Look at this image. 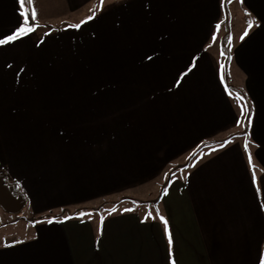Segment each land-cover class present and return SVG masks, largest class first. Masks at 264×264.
Segmentation results:
<instances>
[{"label":"crops","instance_id":"crops-1","mask_svg":"<svg viewBox=\"0 0 264 264\" xmlns=\"http://www.w3.org/2000/svg\"><path fill=\"white\" fill-rule=\"evenodd\" d=\"M99 2L101 0H32L30 10L34 8L37 13L32 25L35 30L12 42L0 44V175L13 184L24 199L27 194L34 213L44 214L48 211L82 207L84 201L47 205L50 197L44 196L43 192L48 191L44 187L49 188V179L56 191L80 185L83 177L79 174L76 183L71 185L67 180L70 172H79V163L85 168L93 169L91 181H96V184H102L111 177L117 178L120 174H132L135 166L145 164L147 158L153 160L150 156L154 140L159 138L161 132H166L168 137L173 138L168 145L184 146L168 156L167 160H176L182 154L189 153L196 145H212L205 150L208 157L197 166L198 171H201L199 178L203 175L207 179L205 171H213L210 177L217 185L216 191L220 193L214 201L224 203L223 212L225 208L228 210L224 213L225 216L229 220H239L240 225L237 223L234 231L224 234V221L220 220L215 226H209L203 221L201 210L196 207L198 199H203L200 197L202 184L189 183L196 176L191 174L187 181L176 178L165 183L160 200L155 204L146 206L143 200L128 197L127 201L131 200L129 203H137L136 206L140 204L145 213L134 210L132 205V209L102 214L99 218H93V221L86 217L61 218L60 213H56L40 221L30 222L31 230L28 235L9 237L7 243H0V264H261L264 259V206H261L259 193L264 196V145L261 155L259 148L254 146L252 158L246 154V148L242 144L240 146V138L246 134V108L240 104V86L229 84L228 81L222 82L218 74L221 73L219 63L215 64L214 61L217 57L212 52H204L207 61L213 63L214 73L211 76L217 83L214 88L206 83L196 84L190 89L188 105L182 107H189L190 104L188 126H185V120H178L175 134L160 126L163 128L161 131L159 127L152 128V135H147L145 123L141 125V121L139 126V120L133 116V109H141L154 97L160 95L159 97L164 98L168 92H176L177 89L156 90L145 86V95L141 93L144 88H137L134 95L131 83L125 77L137 80V85L140 86L142 84L139 80L148 78L144 73L148 66L172 62L155 53H150L149 57L152 59L147 60L143 53L146 49L135 53L136 48L131 41L126 50V56L130 58L128 64L108 60L114 54L123 57L125 51L121 43L106 33H111L112 30L129 36L132 30L139 35L142 23L138 19L137 25H134L133 19L128 18L125 27L120 24L114 28L111 20L106 22L103 18L96 32L97 25L92 19L97 23V17L117 3L116 1L108 9L97 13ZM221 2L222 0L217 1L218 4ZM92 3L94 14L91 13L93 18L88 21V25L95 26L94 32L100 35L90 47L106 48L107 60L100 63H106L111 68L107 77L113 84L106 91L99 90V93H95L96 90H90L85 94L83 90L70 89L69 82L78 80L81 73L74 62L64 57L63 50L68 47L67 40L64 48L63 41L46 42L36 33L38 27H53L50 23L63 13L73 15L87 9ZM22 10L20 0H0V39H7L23 25ZM217 21L218 17L212 22L207 39L204 38L207 31L200 39L195 36L197 32H193L185 36L175 34L172 36L174 41L163 39L149 45L153 49L170 47L177 57H185L189 55V49H193L192 57L187 63L194 64L195 54L203 53V48L212 39ZM123 36L118 39L124 41ZM201 41L205 44L202 45ZM76 45L84 46L83 42ZM115 74L118 78L114 77ZM244 75L247 93L251 97L254 95L255 100L251 113L259 111L262 114L264 75L260 81L253 82L247 73ZM118 80L125 82L117 85ZM178 95V92L174 94ZM173 115L171 109L166 126L175 122L171 120ZM54 130H61L69 139L77 137L72 140L63 139V142L67 141L72 145L67 147L69 153L62 156L53 154L52 151L58 148L56 143L59 142L58 138L53 137ZM135 130L140 136L134 133ZM175 138L184 139L183 143H178L179 140L176 141ZM258 138L262 143L264 133ZM132 140L138 141L140 147L134 149ZM234 140L237 143L236 158L229 155L228 148H218L217 152H211L219 142H223V145ZM84 143L98 147L89 149V153H86L84 146H74ZM45 151L47 160L42 156ZM68 154L71 155L64 157ZM68 159H75L79 163L75 161L77 164H74ZM21 161L27 162V166H21ZM42 161L46 163L42 164ZM160 171L161 169L158 172ZM254 173L255 180L254 176L252 179ZM149 177L152 176L142 177L140 182ZM223 178L229 181V186H226L227 182ZM41 180H44L43 186L40 184ZM106 187L112 189L107 190L110 193L121 192V189L112 188L111 185ZM131 187L132 184L129 188ZM196 192L200 196L194 195ZM245 192L249 194V227L242 220V214L246 213L245 206H242V212L239 211L242 199L244 201L241 203L245 204ZM93 198L99 197L93 196L86 201L90 202Z\"/></svg>","mask_w":264,"mask_h":264},{"label":"rangeland","instance_id":"rangeland-1","mask_svg":"<svg viewBox=\"0 0 264 264\" xmlns=\"http://www.w3.org/2000/svg\"><path fill=\"white\" fill-rule=\"evenodd\" d=\"M116 1L117 3L111 9L103 12L97 17V23L95 19H92L93 16L91 13L94 14L92 9L94 3H92L87 9L84 8L82 11L75 12L73 15L69 16V14L63 13L60 18H55V21L51 22L55 25H51L50 23V26L53 27L47 26V28H45L41 26L37 28L36 34H38L43 41H63V47L65 48L66 45L64 42L67 40L66 43H68V47L63 50L64 57L74 62L75 66L78 68V72L80 71L81 73L78 80H71L69 82L70 89L83 90L85 94L90 90H96L95 93H99V90H102L99 87V85L103 83L102 79L111 71V68L107 70L100 69L102 66L100 62L107 60V50L106 48L90 47L91 43L94 42L100 34L94 32L95 26L90 27L88 21L92 19V22L97 25L95 29L97 32L98 25L100 24L99 22L103 18L106 22L111 20V24L114 28L120 24L124 26L128 18H132L133 24L137 25L136 21L139 19L140 24L142 23L140 26L142 32L139 35H137V31L132 30L129 36L125 33L123 36L122 33L113 32L112 30L111 33H109L110 31L106 33L107 36L121 43L125 51L123 57L114 54L108 60L114 61L115 63L123 62L124 64H128L130 58L126 56V50L128 43L131 41L132 46L133 44L135 45V53L138 51L143 52V49H146L143 53L147 60L152 59V57H149L150 53H155V55L166 58V60L172 62V64L162 65L157 63L155 64L156 66H148L147 72H144L147 74L145 76H148V78L139 80L142 84L140 86L137 85V80H131L126 76L125 79L130 81L134 95H136L137 88H144L141 93L145 95V86L156 90H166L175 87L177 89L176 92L180 93V95L174 96L176 92H168L164 98L159 97V95L148 101L143 108L133 109V116L136 120H139V126L141 121V125L145 123L144 128L148 131L146 134L149 136L152 135V128L159 127L161 131L163 128L160 126L166 127V129L175 134L178 120H185V126H188V110H190V104L189 107H182L188 105L190 89H193L196 84L206 83L209 84L210 88H214L215 83H217V80L211 76V74L214 73L212 70L213 63L207 61L206 53H204L212 52L213 56L217 57L214 61L215 64L219 63L221 73H217L221 77L222 82L226 83L228 81L229 84L240 86V104L241 106L244 105V108H246L244 128V133L246 134L240 138V146L242 144V146L246 148V154H248L249 158H252V149L254 146L259 148L258 152L261 155L260 151L262 150L264 141L262 144L258 137L264 133V113L260 114L259 111H257L256 114L251 113L255 100L254 95H252V99L251 95L247 93L244 73L249 75L251 82L260 81L261 76L264 75V0H222L221 4L217 3L218 0H103L102 3H97L99 9L96 10V12L98 13L108 9ZM89 17L92 18L89 19ZM217 17L218 21L212 34V39L209 41V44L206 45V48H203V53L195 54L194 64L187 63L192 57L194 52L193 49H189V55L177 57L173 54L174 50L170 47L162 46L160 49H153V47L149 45L151 42H159L163 41V39L166 41H174L172 36L175 34L185 36L187 34H193V32H197L195 36L200 39L204 36V32L207 31L204 36V38L207 39L211 30V24ZM250 23L253 24L251 28H249ZM218 25L219 27H217ZM68 27L70 28L66 30ZM246 30L247 35H244ZM122 36L124 37V41L118 39V37ZM222 40H225L224 48L221 47ZM81 42L84 44L83 47L76 45ZM201 42L202 45L205 44L204 41ZM113 50L115 53L117 52L116 49ZM55 56L57 57V54H55ZM164 71H166V73ZM114 77L118 78V75L115 74ZM176 78H179L177 79L178 82ZM262 91L264 93V89ZM182 94L186 96H182ZM171 109L174 113L171 120L173 119L175 122L171 126H166L165 122L168 120L167 116L170 114ZM187 132L188 130L186 129L185 133ZM54 133L53 137L58 138L59 142L56 143L58 148L52 151L53 154L57 153L62 156L69 153L70 151L67 147L68 145H72L67 141L63 142V139L72 140L77 137L69 139L65 137V134L61 133V130H54ZM134 133H137L136 130ZM137 135L140 136L139 133H137ZM172 139L173 138L168 137L166 132H161L159 138L157 140L155 138V145L151 148L152 156H150V158L153 160L147 158L145 164L140 163L133 168L132 174H127V176L120 174L117 178L111 177L108 181H103L102 184H96V181H91L93 180L92 168H85L79 165L80 163L75 159H68L74 164H77L76 162L79 163L77 165L79 172L75 170L70 172L67 180L72 185V183L78 181L79 174L83 177L81 178V184H75L56 191V187H52L51 179H49V188L44 187L48 189V191L43 192V195L50 197L48 200L49 202L46 203L47 205L84 201L82 202V207L67 208L64 210L60 209L38 214L34 213L30 208L29 199L27 194H25V205L17 214H8L0 208V243H7V238L9 237L19 238L28 235L31 230L29 225L30 222L40 221V219L48 217L50 214L60 213L59 216L61 218L70 216L86 217L93 221V218H99L102 214H112L132 209L130 208L132 205H134V210L145 213L146 211L140 204L136 206L137 203H129L131 200L128 202V197L141 199L146 202V206L155 204L160 200L159 197L163 191L162 186L165 183L176 178L187 181L191 174L196 176L193 181L191 178L189 183L194 184V182H198V184H202L201 196L198 195L197 192L194 195L203 198L198 199L196 203V207L201 210L200 215L203 221L209 226H215L217 222L222 220L225 225L224 234L234 231L236 229L235 225L237 223L240 225V221L235 219L229 220V217L227 218V216H225L228 210L225 208L223 212L222 207H225L224 203L214 201L215 197L220 193L216 191L217 185L210 177L213 171H205L207 179L203 175L199 178L201 171H198L199 167L197 166L208 157L205 150L212 145L199 144L194 146L189 153L182 154V156L176 160H167L168 156L184 147L183 145L171 147L168 143L172 142ZM80 140H82V137H80ZM175 140H179L177 141L178 143H183L184 139L175 138ZM223 142H219L220 144L211 152L215 153L221 148H228L227 152L229 155L236 158V141L234 140L233 142L222 145L221 143ZM141 143L143 144L142 137ZM78 145L84 146L86 148V153H89V149L98 147L91 143L77 144L74 146ZM132 147L134 149L139 148V142L132 140ZM156 150L159 151V153H157ZM69 155L71 154L64 157ZM42 156L45 157L44 160L48 159L46 151ZM6 163L10 164L11 162ZM45 163V161H42V164ZM27 164V162H20L21 166L26 167ZM160 169L161 171L158 172ZM88 175L89 177H87ZM146 176L152 177L140 182L142 177ZM253 176L256 179L255 173L252 174V179ZM222 180H225L227 182L226 186H229L230 183L226 178ZM254 180L253 183L255 186L256 183ZM82 181L84 182L82 183ZM40 184L43 186L44 180H41ZM131 184L132 187L129 188ZM106 185L121 189V192L110 193L107 190L112 189L106 187ZM256 189L258 190L257 185ZM259 195L262 201L261 206L263 207L264 196L262 193H259ZM93 196L99 198H93L90 202L86 201L87 198ZM244 196L245 204L241 203L244 201V199H242L239 211L242 212V206H245L246 213L244 212L242 214V220H245L246 225L249 227L251 212L250 209L247 210V208H250L247 199L249 197L248 192H245ZM222 197L224 198L223 194ZM226 202L225 200V203ZM210 208H212V210H210Z\"/></svg>","mask_w":264,"mask_h":264},{"label":"snow or ice","instance_id":"snow-or-ice-1","mask_svg":"<svg viewBox=\"0 0 264 264\" xmlns=\"http://www.w3.org/2000/svg\"><path fill=\"white\" fill-rule=\"evenodd\" d=\"M102 2H103V0H101V3ZM31 3H32V0H20L21 8L24 9L21 12L22 17L24 18L23 25L19 29H17V31L15 33H13L11 36L7 37V39H0V44L12 42L16 39H19L21 36L27 35L28 33L35 30V26L29 25V10L25 9V5H30ZM30 18L33 21H35L37 18V13H36L34 8L30 10ZM91 18L92 17H89V19H91ZM36 26H38V25H36ZM252 26H253V24L250 23L249 28H251ZM76 27H79V26H76ZM217 27H219V25ZM244 35H247V30L245 31ZM242 39H243V37H242ZM254 179H255V177H254ZM169 242L171 243V239L169 240ZM261 264H264V259L261 260Z\"/></svg>","mask_w":264,"mask_h":264},{"label":"water","instance_id":"water-1","mask_svg":"<svg viewBox=\"0 0 264 264\" xmlns=\"http://www.w3.org/2000/svg\"><path fill=\"white\" fill-rule=\"evenodd\" d=\"M25 205V199L21 196H14L12 190L4 186L0 178V208L8 214H17Z\"/></svg>","mask_w":264,"mask_h":264},{"label":"trees","instance_id":"trees-1","mask_svg":"<svg viewBox=\"0 0 264 264\" xmlns=\"http://www.w3.org/2000/svg\"><path fill=\"white\" fill-rule=\"evenodd\" d=\"M25 9L29 10V25L32 26L34 24V21L31 20V18H30V6L29 5H25ZM224 46H225V40H222V48H224ZM100 69L107 70V69H109V66L105 63V64H102ZM102 81H103L102 85H99L100 89L106 91V90H108L110 88V86L112 87L113 82L108 79L107 74H106L105 78L102 79ZM123 82H125V81L118 80L117 81V85L118 84H122ZM231 88H233V87H231ZM233 89H235V88H233ZM102 98L103 99H108V97H102ZM0 178L2 179L4 186L5 187L8 186L12 190V193H13L14 196L17 197V196H21L22 195L20 192L16 191L14 185L11 184V183H8L3 176L0 175Z\"/></svg>","mask_w":264,"mask_h":264}]
</instances>
